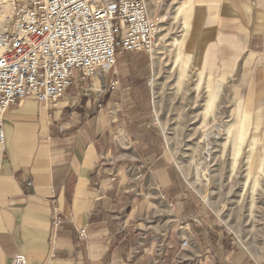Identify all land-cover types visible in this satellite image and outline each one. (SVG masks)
I'll return each instance as SVG.
<instances>
[{"label":"crops","instance_id":"1","mask_svg":"<svg viewBox=\"0 0 264 264\" xmlns=\"http://www.w3.org/2000/svg\"><path fill=\"white\" fill-rule=\"evenodd\" d=\"M161 2L148 0L153 18ZM174 7L183 12L181 45L190 28L203 64L222 65L227 80L242 60L248 121L253 116L264 141V0H178ZM118 71L74 83L56 105L27 98L6 111L0 264L21 253L27 264H241L223 232L206 224L179 172L135 147Z\"/></svg>","mask_w":264,"mask_h":264},{"label":"rangeland","instance_id":"2","mask_svg":"<svg viewBox=\"0 0 264 264\" xmlns=\"http://www.w3.org/2000/svg\"><path fill=\"white\" fill-rule=\"evenodd\" d=\"M176 3H160L152 51L117 55L114 71L124 75L120 89L128 92L125 107L135 147L179 172L206 224L223 232L222 242L240 252L241 264H264V141L251 126L253 116L248 121L242 60L231 77L221 78L222 65L199 59L188 39L190 28L178 53L185 29ZM212 85L214 104L205 110ZM245 121L248 135L237 139L232 151L227 130L242 129Z\"/></svg>","mask_w":264,"mask_h":264},{"label":"built area","instance_id":"3","mask_svg":"<svg viewBox=\"0 0 264 264\" xmlns=\"http://www.w3.org/2000/svg\"><path fill=\"white\" fill-rule=\"evenodd\" d=\"M158 22L148 0H0V143L11 105H56L74 83L114 71L118 54L152 51ZM180 243L190 246L186 237ZM26 261L21 253L13 263Z\"/></svg>","mask_w":264,"mask_h":264},{"label":"bare ground","instance_id":"4","mask_svg":"<svg viewBox=\"0 0 264 264\" xmlns=\"http://www.w3.org/2000/svg\"><path fill=\"white\" fill-rule=\"evenodd\" d=\"M181 44H182V41L179 42V45H178V53H180V47H181ZM230 64V63H229ZM221 78H224V75L221 76ZM212 84V83H211ZM209 95H210V100L207 101L206 103V106H205V110H208V109H211L213 107V104H214V100H215V95H216V89L215 87H213V85L211 87H209ZM243 128L242 129H238L237 126H230L227 130V138L226 140L228 139H231V146H232V151L235 150V147H236V144H237V139L242 141L246 136V134L248 133V129H249V123H247L246 121L242 124ZM226 144V143H225ZM224 144V146H225ZM235 158H236V155H235Z\"/></svg>","mask_w":264,"mask_h":264}]
</instances>
